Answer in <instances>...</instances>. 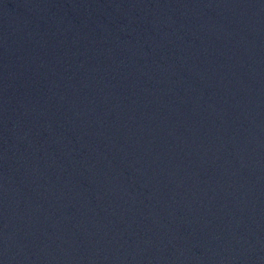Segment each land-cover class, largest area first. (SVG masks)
<instances>
[{"label": "water", "instance_id": "95a60500", "mask_svg": "<svg viewBox=\"0 0 264 264\" xmlns=\"http://www.w3.org/2000/svg\"><path fill=\"white\" fill-rule=\"evenodd\" d=\"M0 264H264V0H0Z\"/></svg>", "mask_w": 264, "mask_h": 264}]
</instances>
